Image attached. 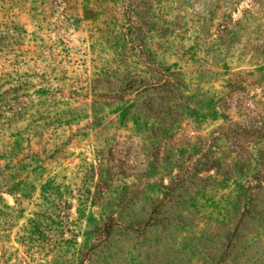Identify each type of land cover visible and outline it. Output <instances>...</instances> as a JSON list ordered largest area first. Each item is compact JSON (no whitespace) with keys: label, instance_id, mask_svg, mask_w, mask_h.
Returning a JSON list of instances; mask_svg holds the SVG:
<instances>
[{"label":"rangeland","instance_id":"374dc122","mask_svg":"<svg viewBox=\"0 0 264 264\" xmlns=\"http://www.w3.org/2000/svg\"><path fill=\"white\" fill-rule=\"evenodd\" d=\"M0 264H264V0H0Z\"/></svg>","mask_w":264,"mask_h":264}]
</instances>
